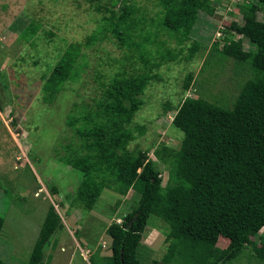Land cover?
Listing matches in <instances>:
<instances>
[{
	"label": "rangeland",
	"instance_id": "obj_1",
	"mask_svg": "<svg viewBox=\"0 0 264 264\" xmlns=\"http://www.w3.org/2000/svg\"><path fill=\"white\" fill-rule=\"evenodd\" d=\"M159 1L0 0L3 263L25 264L48 205L58 214L60 228L44 248V264H89V258L102 264V259L110 257L105 229L122 221L136 206L138 195L131 190L118 194L109 173L102 171L98 178L106 177L109 185L101 189L92 209L86 211L80 201L74 202L83 179L82 163L95 153L88 148L92 140L87 142L74 128L91 127L82 117L98 103L108 99L112 113H117L107 129H114L124 140L130 157L137 151L146 152L163 187L168 174L166 151L176 149L181 138V132L170 124L181 101L200 98L228 108L239 87L252 76L246 65L221 53L230 41L243 50L252 48L228 29L233 22L242 23L237 5L249 0H200L205 8L195 9V21L185 39L178 32L169 35L158 29ZM130 5L139 12L136 16L141 14L132 32L134 42L141 43L139 50L118 47L115 38L105 33L109 12L116 17L123 6ZM256 20L264 21V11L256 13ZM90 37L95 38L88 41ZM66 51L71 52L72 73L49 97L43 86ZM128 77L144 81L135 82L137 90H132L135 84H120ZM117 108L131 112L121 115ZM69 119L76 120L73 127ZM168 231L161 220L148 218L137 245V259L144 264L159 262L166 251ZM251 240L257 245V238ZM226 245L227 240L218 238L217 248ZM229 264L264 262L256 260L246 246Z\"/></svg>",
	"mask_w": 264,
	"mask_h": 264
},
{
	"label": "trees",
	"instance_id": "obj_2",
	"mask_svg": "<svg viewBox=\"0 0 264 264\" xmlns=\"http://www.w3.org/2000/svg\"><path fill=\"white\" fill-rule=\"evenodd\" d=\"M204 4L200 0H160L158 29L187 38L195 21L194 11L205 8ZM237 7L242 23L233 22L228 29L245 38L252 48L243 50L230 41L222 46L221 53L246 65L252 76L239 87L228 108L200 98L181 101L170 122L181 132V138L176 149L166 151L168 174L163 187L146 152L137 151L130 157L124 150V140L112 132L114 129H107L117 113H112L108 99L82 117L90 128H74L79 136L92 140L88 148L95 151L82 163L83 179L74 202L80 201L86 211L92 209L101 189L109 185L106 177L98 178L102 171L109 173L118 194L131 190L138 195L136 206L122 221L105 229L110 238V257L102 259V264H144L136 257L137 245L152 217L161 220L169 231L165 253L159 262L151 264H229L246 246L251 247L256 260L264 262V230L260 233L264 227V21L256 20V13L264 11V0H249ZM122 8L116 17L109 12L105 33L115 38L118 47L139 50L141 43L134 42L132 32L139 26L141 14L136 16L138 11L131 5ZM61 56L43 86L49 97L72 73L71 52ZM189 80L190 76L184 88ZM143 81L128 77L120 84L133 86ZM132 90H137L136 84ZM118 110L121 115L131 112ZM75 122L69 119L68 125L73 127ZM2 224L0 217V230ZM59 228L60 218L48 205L25 264H44V248ZM218 238L227 240L224 249L216 247ZM252 238H257V245ZM0 264L5 263L0 260ZM89 264H95L93 258H89Z\"/></svg>",
	"mask_w": 264,
	"mask_h": 264
},
{
	"label": "water",
	"instance_id": "obj_3",
	"mask_svg": "<svg viewBox=\"0 0 264 264\" xmlns=\"http://www.w3.org/2000/svg\"><path fill=\"white\" fill-rule=\"evenodd\" d=\"M131 220H133V218Z\"/></svg>",
	"mask_w": 264,
	"mask_h": 264
}]
</instances>
